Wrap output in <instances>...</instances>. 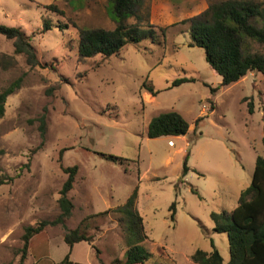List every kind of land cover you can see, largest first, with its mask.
I'll return each mask as SVG.
<instances>
[{
  "label": "rangeland",
  "instance_id": "rangeland-1",
  "mask_svg": "<svg viewBox=\"0 0 264 264\" xmlns=\"http://www.w3.org/2000/svg\"><path fill=\"white\" fill-rule=\"evenodd\" d=\"M217 1L145 0L140 14L149 10L154 36L111 57L83 59L79 30L115 27L108 0H0V25L28 35L40 62L29 66L0 35V92L20 81L0 118V178L15 177L0 186V264H19L26 228L60 215L68 177L63 168L73 166L78 171L68 193L72 216L64 226L46 225L33 236L23 264H61L70 252L65 231L78 227L91 241L73 246L72 263L121 260L126 234L119 215L100 213L123 205L136 188L148 235L140 246L150 255L147 264H195L197 250L213 249L228 263V236L214 231L211 213L237 206L256 158L264 157V77L249 73L211 95L222 78L204 50L190 46V24L182 21ZM181 78L189 82L172 87ZM143 84L156 94H147ZM169 111L187 120L188 133L149 139L150 121ZM185 158L189 171L183 176Z\"/></svg>",
  "mask_w": 264,
  "mask_h": 264
},
{
  "label": "trees",
  "instance_id": "trees-1",
  "mask_svg": "<svg viewBox=\"0 0 264 264\" xmlns=\"http://www.w3.org/2000/svg\"><path fill=\"white\" fill-rule=\"evenodd\" d=\"M108 15L115 22L113 29L79 30V54L88 59L96 55L111 57L119 54L129 43L137 44L141 40L155 35V26L149 22V10L146 14L140 12L145 6V0H108ZM62 13L57 6L48 7ZM147 9V8H146ZM134 18L135 23L128 20ZM190 24L191 47L204 50L206 62L222 78L219 87L210 88L211 95L221 87H228L245 78L249 73H259L264 77V2L255 0H221L209 2L208 8L201 14L182 23ZM48 28V27H47ZM165 35V28H159ZM0 35L13 42L16 54H22L31 67L40 65L31 38L20 28L0 25ZM254 45L261 47L254 50ZM189 82L188 79H177L172 87ZM20 88V81L13 82L0 92V118L4 115L8 96ZM143 88L152 96L156 94L152 87L143 84ZM210 111L215 108L210 102ZM250 114L254 112L253 102L248 103ZM203 118L196 121V126ZM187 120L177 111L161 113L154 117L147 128V137L156 139L161 137H177L186 135L189 131ZM42 144L45 137V119H41ZM264 145V135L262 138ZM108 160H119L117 157L103 155ZM63 168V167H62ZM185 176L189 167L185 158L182 167ZM68 174L58 200L60 215L52 222H43L36 227H28L23 235V247L19 264L26 259L29 243L33 236L39 234L46 225H63L73 213L74 205L68 193L73 189L77 166L63 168ZM15 177L0 178V186L12 182ZM136 188L126 202L114 210H107L100 215L113 212L119 215L120 223L126 234V250L124 257L115 260L114 264H147L150 255L143 253L141 245L148 240L144 227V220L137 210ZM172 218L175 215V203L171 205ZM214 231L228 236L230 259L224 263L216 249L211 252L197 250L191 257L195 264H264V157L258 156L251 184L242 191L237 206L231 211L211 213ZM81 228L66 230L64 242L70 252L61 264H74L70 261V254L75 244L90 242Z\"/></svg>",
  "mask_w": 264,
  "mask_h": 264
},
{
  "label": "crops",
  "instance_id": "crops-1",
  "mask_svg": "<svg viewBox=\"0 0 264 264\" xmlns=\"http://www.w3.org/2000/svg\"><path fill=\"white\" fill-rule=\"evenodd\" d=\"M147 94H149L151 97H153L150 93H147ZM146 100V102H151L153 99H145ZM168 138H171V137H168Z\"/></svg>",
  "mask_w": 264,
  "mask_h": 264
}]
</instances>
